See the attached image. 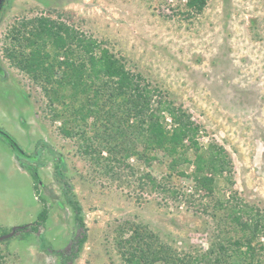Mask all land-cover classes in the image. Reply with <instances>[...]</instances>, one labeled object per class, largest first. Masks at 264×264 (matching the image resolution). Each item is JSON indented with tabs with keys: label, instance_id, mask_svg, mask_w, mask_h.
I'll return each mask as SVG.
<instances>
[{
	"label": "rangeland",
	"instance_id": "rangeland-1",
	"mask_svg": "<svg viewBox=\"0 0 264 264\" xmlns=\"http://www.w3.org/2000/svg\"><path fill=\"white\" fill-rule=\"evenodd\" d=\"M184 4L185 0H4L0 236L13 226L20 229L0 241V264H125L115 242L125 221L147 225L182 256L205 249L209 236L219 229L237 235L230 220L217 224L210 206L209 212L202 210L212 201L195 187V164L187 166L184 175L165 181L179 191L175 198L152 188L144 177L167 174L161 154L150 164L133 155L117 163L105 150L83 151L77 135L62 134V120L52 119L44 90L4 52L11 41L9 29L22 18L40 14H61L104 41L151 85L169 91L201 126L202 141L213 138L228 150L233 184L224 188L225 197L246 209L240 212L241 220H264V0H207L203 12L192 16L185 14ZM84 129L87 136L96 131ZM13 142L25 155L15 152ZM64 183L82 209L86 239L79 249L73 242L83 229L62 200ZM39 194L46 199L48 217L38 232L24 230L40 211ZM219 213L225 217L223 210Z\"/></svg>",
	"mask_w": 264,
	"mask_h": 264
},
{
	"label": "trees",
	"instance_id": "trees-1",
	"mask_svg": "<svg viewBox=\"0 0 264 264\" xmlns=\"http://www.w3.org/2000/svg\"><path fill=\"white\" fill-rule=\"evenodd\" d=\"M206 2L185 0L183 10L188 16L200 14ZM59 16L22 18L18 26L9 29L11 41L4 52L12 65L29 74L44 90L53 111L52 119L62 120V134L77 135L84 145L83 151L100 154L105 150L117 163L124 164L133 155L150 164L161 154L167 161V174L159 179L148 173L144 177L152 188L170 192L175 198L179 191L166 186L165 181L184 175V169L195 164V187L212 201L202 210L209 212L210 206L214 221L219 224L230 220V229L237 234L221 233L219 229L213 237L209 236L205 249L182 256L147 225L125 221L115 236L116 248L125 264H264L263 218L241 220L240 212L246 209L239 206L240 201L230 204L225 197L224 188L233 184V163L228 150L213 138L202 141L201 126L174 101L169 91L151 85L104 41ZM87 126L96 130L94 135H86ZM117 153L121 156L117 157ZM58 161L63 162L60 157ZM34 177L37 179L35 174ZM37 186L34 185L35 189ZM230 197L234 195L231 193ZM62 198L83 229L73 242L79 249L86 239L81 205L65 183ZM39 200L37 218L31 225H24V230L38 232L39 226L44 225L49 212L46 199L40 194ZM222 210L225 217L219 213Z\"/></svg>",
	"mask_w": 264,
	"mask_h": 264
},
{
	"label": "water",
	"instance_id": "water-1",
	"mask_svg": "<svg viewBox=\"0 0 264 264\" xmlns=\"http://www.w3.org/2000/svg\"><path fill=\"white\" fill-rule=\"evenodd\" d=\"M3 4H4V0H0V10L2 9ZM13 146H14V149L17 150L16 151L17 154L19 152L21 155H25V154H23L24 152L22 153L23 150L19 146H17V144H15L14 142H13ZM35 176L37 177L36 172H35ZM18 228H20V227L13 226L8 233L3 234V235L0 236V241H2L3 239H5L7 237L12 236L15 233V230L18 229Z\"/></svg>",
	"mask_w": 264,
	"mask_h": 264
}]
</instances>
